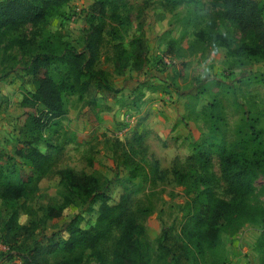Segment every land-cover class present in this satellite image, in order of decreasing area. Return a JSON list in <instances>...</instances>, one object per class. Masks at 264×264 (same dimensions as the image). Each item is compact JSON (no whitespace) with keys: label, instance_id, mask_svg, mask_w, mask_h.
I'll return each instance as SVG.
<instances>
[{"label":"rangeland","instance_id":"rangeland-1","mask_svg":"<svg viewBox=\"0 0 264 264\" xmlns=\"http://www.w3.org/2000/svg\"><path fill=\"white\" fill-rule=\"evenodd\" d=\"M261 2L264 16V0ZM115 3L121 16L132 15L131 26L121 28L118 35L108 32L112 0H106L102 15L98 13L101 0H71L49 18L46 26L24 23L16 31L0 32V151L7 155L13 156L23 139L20 128L26 115L35 109L20 102L34 90L29 64L45 40L56 52H61L64 42L80 52L85 49L90 25L102 23L105 30L98 48V65L107 72L113 89L96 91L92 105L76 93L65 95V115L45 129L36 143L40 151L50 153L51 170L38 181L30 197L0 198V264H23L29 250L65 239L73 220L82 228L94 223L98 203H83L76 196L58 216L48 218L44 213L47 206L61 205L70 195L58 173L68 168L103 176L108 181L110 205L126 195L143 227L144 239L156 248L163 230L173 235L179 232L187 203L195 196L194 186L176 183L171 168L193 154L196 143H213L209 103L215 99L221 103L224 120L219 126L229 140L234 139L245 111L259 117L264 129V58L232 56L208 37L213 28L228 33L234 41L241 38L237 28L219 20L217 0ZM139 26L146 38L148 63L141 73L128 66L118 73L113 45L129 48V40ZM202 29L204 37L199 36ZM211 159V170L220 178L214 151ZM135 167L136 176L131 171ZM24 169L29 171L26 166ZM254 185L257 200L264 201L263 174ZM216 191L224 195L222 183ZM142 207L145 212L140 211ZM261 231L259 220L246 222L232 235L224 230L215 250L206 252L195 264H260ZM112 244L111 239L100 246L108 257L106 264ZM70 258L56 252L44 256V261L69 264ZM80 259L79 264H99L91 250L84 251Z\"/></svg>","mask_w":264,"mask_h":264},{"label":"trees","instance_id":"trees-1","mask_svg":"<svg viewBox=\"0 0 264 264\" xmlns=\"http://www.w3.org/2000/svg\"><path fill=\"white\" fill-rule=\"evenodd\" d=\"M71 0H0V32L16 31L21 24L47 25L49 18L59 14ZM179 4L182 0H169ZM221 8L219 20L234 26L241 38L234 41L226 33L213 31L208 37L214 44L223 46L235 57L259 60L264 58V16L261 0H217ZM106 0H101L98 9L105 13ZM109 33L120 34L128 29L132 15L121 16L117 4L112 0ZM105 28L100 22L92 23L83 51H76L68 43H61V52L50 48L45 40L40 50L32 57L28 72L33 78L34 90L25 95L21 106L34 107L26 115L20 128L23 139L15 148L13 156L0 151V198L17 200L28 198L35 191L38 181L51 170V155L42 152L36 143L56 121L65 115L66 94H78L94 104L96 91L113 89L105 70L99 67L98 48L103 41ZM204 30L199 36L204 37ZM22 42V41H21ZM232 44L234 47H232ZM114 46V67L121 73L128 66L141 73L148 63V47L141 26L129 40V48L122 44ZM264 82V80H261ZM41 106V107H38ZM210 126L213 143H196L183 163L171 168L172 178L177 184H190L195 196L188 201V210L176 234L163 230L156 248L144 239L143 227L139 224L126 195L110 205L106 192L108 181L98 174L76 172L71 168L58 171L62 184L70 195L58 206H47L48 218L58 216L66 204L75 197L83 203H98L97 216L90 227L82 228L73 223L65 239L29 250L23 264H45L44 256L62 252L71 256L69 264H79L82 254L91 250L99 264H106L107 255L100 246L112 239L109 264H195L206 252L214 251L222 231L238 232L246 222L259 220L262 224L258 246L262 252L260 264H264V201L256 198L255 179L264 175V129L260 118L244 112L245 117L235 131L232 140L226 138L219 126L223 122V110L219 100L209 103ZM140 140V136L136 138ZM219 160L220 178L212 172L211 153ZM133 163V159H129ZM29 171H26L24 167ZM133 175L136 176V167ZM156 168L153 170V175ZM222 183L224 195L217 194L216 187ZM261 194L264 196V187ZM145 209L140 208L141 212ZM13 223L16 215L13 216ZM10 239V238H8ZM11 242V241H8ZM162 260V263H160ZM159 262V263H158Z\"/></svg>","mask_w":264,"mask_h":264}]
</instances>
